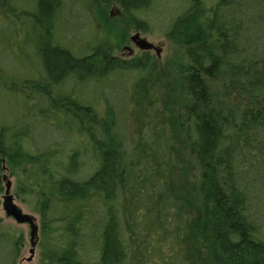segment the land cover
I'll return each mask as SVG.
<instances>
[{
	"label": "trees",
	"instance_id": "16d2710c",
	"mask_svg": "<svg viewBox=\"0 0 264 264\" xmlns=\"http://www.w3.org/2000/svg\"><path fill=\"white\" fill-rule=\"evenodd\" d=\"M24 1L0 0V49L48 107L37 103L31 127L0 122V193L8 170L39 216L40 264H264V0H191L167 31L188 48L187 91L156 97L136 135L126 87L149 55L126 61L98 39L77 49L66 0ZM154 1L102 0L138 30ZM216 78L230 104L215 103ZM25 240L0 227V264H18Z\"/></svg>",
	"mask_w": 264,
	"mask_h": 264
},
{
	"label": "rangeland",
	"instance_id": "374dc122",
	"mask_svg": "<svg viewBox=\"0 0 264 264\" xmlns=\"http://www.w3.org/2000/svg\"><path fill=\"white\" fill-rule=\"evenodd\" d=\"M27 4L30 10L35 9L36 0H27L23 5ZM67 2V4H66ZM64 8L63 28L67 38L72 41L73 46L84 47L91 40H107L114 47V54L121 57L123 60H130L141 57L145 54L130 40L135 34L140 33L141 37L150 42L156 50H151L149 55L148 71L141 75L132 77L127 84V94L132 97V115L128 122L131 130V135L140 134L144 127L148 111L151 106L155 105V98L165 97L168 105L171 100L178 98L181 92H186V84L183 83V77L186 76V69L190 67L188 58V48L167 36V31L171 27L174 18L183 13L185 7H188L191 0H155L152 7L144 11L141 17L149 23L146 30H138L123 12L121 6L117 2L106 4L102 0H66ZM212 0L208 3L211 4ZM61 40V38H59ZM13 46L11 44L5 45ZM125 46H130L134 50V54L125 50ZM36 44L24 45L25 52L32 55L34 65L40 66V57H35ZM14 52L15 72H19V68L23 72L27 67L24 55ZM26 52V53H27ZM8 56V51L4 48L0 49V122L6 126H12L13 131L21 125L32 126L34 123L33 114L38 111L36 107L39 102L40 107H48L47 99L40 98L35 100L33 95L28 91H22V79L17 78ZM17 64V65H16ZM20 75V72H19ZM18 76V74H17ZM208 84L212 90L215 103H228L237 94L229 96L230 90L226 83L220 79L208 80ZM87 90V88L85 89ZM24 97V99H23ZM26 97V98H25ZM174 105V104H173ZM99 107H101L98 104ZM224 106V104H223ZM24 114L23 116H21ZM21 116V117H20ZM30 126V127H31ZM43 142V141H42ZM41 142V143H42ZM134 142V139H133ZM183 157V158H182ZM186 159V154L181 155V160ZM187 172L192 167V162L187 159ZM2 175H7L12 181V191L14 202L24 211L33 215L36 218L37 225L40 227L39 216L32 212L28 206L17 198L15 192L16 177H12L10 172L3 171ZM4 191L0 193V227L8 225L16 226L24 231L25 244L21 252L18 264H40L42 251V235L40 230L36 237L35 254L31 261L28 258L31 256L30 249V225L18 224L13 218L8 217L3 209ZM134 258V257H133ZM135 259V258H134ZM132 260L136 264V260ZM191 262V260H189ZM194 261V260H193Z\"/></svg>",
	"mask_w": 264,
	"mask_h": 264
},
{
	"label": "water",
	"instance_id": "95a60500",
	"mask_svg": "<svg viewBox=\"0 0 264 264\" xmlns=\"http://www.w3.org/2000/svg\"><path fill=\"white\" fill-rule=\"evenodd\" d=\"M132 41L142 50H148L153 47V45L148 42L146 39L142 38L139 33L135 34L132 38ZM5 180V194L3 197V209L8 217L13 218L18 224H29L30 225V242L31 256L28 258V261H31L35 254L36 246V237L38 234L39 226L37 225L36 218L24 211L14 202V196L11 193L12 191V181L8 178L7 175H4Z\"/></svg>",
	"mask_w": 264,
	"mask_h": 264
},
{
	"label": "flooded vegetation",
	"instance_id": "af4514ba",
	"mask_svg": "<svg viewBox=\"0 0 264 264\" xmlns=\"http://www.w3.org/2000/svg\"><path fill=\"white\" fill-rule=\"evenodd\" d=\"M140 34V33H139ZM141 36V35H140ZM132 38V37H131ZM131 41H132V39H130ZM133 42V41H132ZM134 43V42H133ZM135 44V43H134ZM135 46H137L136 44H135ZM137 48L138 49H140L138 46H137ZM125 50H128L129 51V53H131V54H134V50L132 49V47H130V46H125ZM140 50H142V49H140ZM151 50H156L155 48H154V46L151 48V49H148V50H142V51H144L145 52V54H147L148 55V53H146V52H149V51H151ZM157 51V50H156ZM158 53H159V51H157ZM39 230H40V227H39Z\"/></svg>",
	"mask_w": 264,
	"mask_h": 264
}]
</instances>
